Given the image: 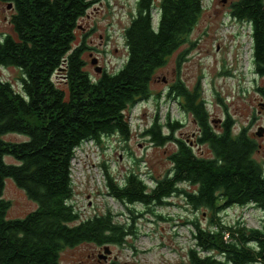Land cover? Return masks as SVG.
Here are the masks:
<instances>
[{
  "label": "trees",
  "instance_id": "trees-1",
  "mask_svg": "<svg viewBox=\"0 0 264 264\" xmlns=\"http://www.w3.org/2000/svg\"><path fill=\"white\" fill-rule=\"evenodd\" d=\"M2 1L13 4L15 13L10 20L13 35L0 37V67L18 71L20 90L0 78V264H61L67 249L84 244L122 247L136 236L133 224L115 221L109 210L80 220L70 204L71 162L85 142L99 144L110 136L127 142L132 107L151 98L158 103L162 97L176 102L197 133L178 137L182 123L168 117L163 126L156 116L141 136L154 147L173 145L170 168L160 178L151 177L152 186L133 172L120 183L105 174L108 196L126 207L132 222L129 207L169 205L175 196L193 211L206 210L208 225L191 223L193 246L186 260L176 264H264V162L254 158L259 147L248 129L234 133L235 122L217 92L225 115L214 128L200 79L188 88L178 71L165 95L151 90L157 71L189 43L204 11L201 0H137L124 29V63L113 74L102 70L97 80L84 71L85 44L73 47L77 24L95 0ZM230 16L251 27V61L261 80L254 91L264 103V0H238ZM185 53L177 59L178 69ZM8 134L28 139L5 141ZM6 181L24 191L36 209L23 218H7ZM249 205L261 212V228L227 225L220 218L228 208Z\"/></svg>",
  "mask_w": 264,
  "mask_h": 264
},
{
  "label": "rangeland",
  "instance_id": "rangeland-1",
  "mask_svg": "<svg viewBox=\"0 0 264 264\" xmlns=\"http://www.w3.org/2000/svg\"><path fill=\"white\" fill-rule=\"evenodd\" d=\"M95 1L79 20L73 44V47L85 44L86 50L82 55L84 71L92 80H97L102 74L94 71L92 59H97V66L109 74L115 73L123 65L126 57L124 29L134 15L137 0ZM205 5L207 8L188 37L189 43L180 47L167 65L157 71L151 90L165 95L166 87L176 80L178 71L188 88H192L200 79L210 119L216 124L214 128L218 129V121L223 120L225 115L224 108L216 100L217 92L235 122L234 133L242 127L247 128L258 147L262 146L254 158L264 162V137L256 136L257 129L264 128V112L258 114L257 102L260 97L254 91L261 81L253 71L250 38L243 37V46L237 42L234 33L238 27L229 21V11L222 0H205ZM6 6L4 4L0 9V37L13 35L9 21L14 11H9ZM4 16L5 21L2 19ZM156 22L155 12L153 23ZM192 43L194 45L191 47ZM185 51L184 61L178 69L177 59ZM18 77L16 69L0 67V78L12 83L16 90H20ZM58 86L64 89L62 84ZM127 116L132 134L127 142L110 136L104 137L99 144L85 142L75 150L71 162L74 194L70 204L79 213L80 220L102 215L109 210L115 216V221L126 226L133 224L132 230L136 236L127 238L122 247L84 244L67 249L60 255L61 264H176L186 260L187 250L193 246L194 229L191 223L197 220L201 226L208 225L210 215L206 210L193 211L178 196L172 197L169 205L129 207L135 216L133 222L126 207L108 196L105 174L118 182L125 174L133 172L152 186L150 178H160L170 168L168 156L174 150L173 145L154 147L148 138L141 136L156 116L163 126L168 117L170 121L182 123L184 126L176 132L178 137L187 139L197 133L191 118L181 111L175 101L165 97L158 103L151 98L146 103L135 104ZM3 139L20 143L28 138L8 134ZM195 149L200 152V149ZM202 150L207 154V149ZM5 162L13 163L10 157H5ZM3 198L10 203L9 219L23 218L37 207L12 181H6ZM220 218L227 225L240 223L241 227L246 228H261L263 225L261 212L252 205L228 208L220 214ZM105 248L108 254H105Z\"/></svg>",
  "mask_w": 264,
  "mask_h": 264
},
{
  "label": "built area",
  "instance_id": "built-area-1",
  "mask_svg": "<svg viewBox=\"0 0 264 264\" xmlns=\"http://www.w3.org/2000/svg\"><path fill=\"white\" fill-rule=\"evenodd\" d=\"M202 8H203V9H206L205 0H202ZM154 10H155V9H154ZM155 12H156V11H153V13H155ZM156 13H157V12H156ZM153 15H154V14H153ZM152 23H153V19H152ZM156 23H157V22H156ZM156 23H155V24L153 23V25L155 26ZM235 23H236V26L238 27V28H236V31H235V33H234V35H235L236 38H237V42H238L241 46H243L244 43L242 42V39H243V37L248 36V38H250L249 40L251 41V44H252V30H251V27H250L249 23L244 22V21H238V20H235ZM154 26H153V27H154ZM246 27H248V30H245ZM128 122H129V120H128ZM129 125H130V124H129ZM130 128H131V127H130Z\"/></svg>",
  "mask_w": 264,
  "mask_h": 264
},
{
  "label": "flooded vegetation",
  "instance_id": "flooded-vegetation-1",
  "mask_svg": "<svg viewBox=\"0 0 264 264\" xmlns=\"http://www.w3.org/2000/svg\"><path fill=\"white\" fill-rule=\"evenodd\" d=\"M238 0H222V3H224L225 4V7H227L228 8V11H229V15H230V9H231V7L233 6V4L235 3V2H237ZM4 4H6V5H8V6H6L7 7V9L9 10V11H14V13H15V8H14V5L13 4H11V3H8V2H3L2 0H0V9H1V6L2 5H4ZM13 16V15H12ZM12 16H11V18H12ZM4 21L6 20V17L4 16L3 18H2ZM9 24L11 25V22L9 21ZM97 62H99V61H97ZM104 70V69H103ZM261 81V80H260ZM261 84V83H260ZM257 107H258V114H261V113H263L264 112V103H263V101H261L260 99L258 100V102H257ZM259 128H263V127H259ZM258 128V129H259ZM262 136L264 137V128H263V132H262ZM261 148H262V146H259V149L257 150V151H261Z\"/></svg>",
  "mask_w": 264,
  "mask_h": 264
},
{
  "label": "water",
  "instance_id": "water-1",
  "mask_svg": "<svg viewBox=\"0 0 264 264\" xmlns=\"http://www.w3.org/2000/svg\"><path fill=\"white\" fill-rule=\"evenodd\" d=\"M97 59H92L91 60V65H93V66H95L94 67V71L96 72V73H98V74H101V72H102V69L99 67V66H97ZM262 132H263V128H259V129H257V132H256V136L257 137H261L262 136ZM109 252L107 251V248H105V254H108Z\"/></svg>",
  "mask_w": 264,
  "mask_h": 264
}]
</instances>
